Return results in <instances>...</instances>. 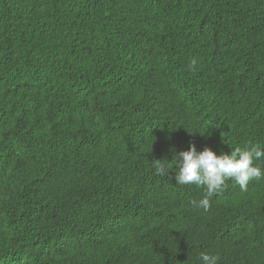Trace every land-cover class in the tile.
Returning <instances> with one entry per match:
<instances>
[{
  "label": "trees",
  "instance_id": "trees-1",
  "mask_svg": "<svg viewBox=\"0 0 264 264\" xmlns=\"http://www.w3.org/2000/svg\"><path fill=\"white\" fill-rule=\"evenodd\" d=\"M193 144L264 148V0H0V264H264V178L155 175Z\"/></svg>",
  "mask_w": 264,
  "mask_h": 264
},
{
  "label": "clouds",
  "instance_id": "clouds-1",
  "mask_svg": "<svg viewBox=\"0 0 264 264\" xmlns=\"http://www.w3.org/2000/svg\"><path fill=\"white\" fill-rule=\"evenodd\" d=\"M196 59H192L188 67L195 70ZM264 159V148L259 145L245 148L237 147L231 154L216 152L210 148L197 151L196 146L190 145L187 151H181L169 162L167 160L152 161L155 175L168 177L170 171L175 172V180L180 186H196L203 188L205 195L199 200L191 202L197 210L208 212L211 208V199L220 194L228 181H235L241 191H246L253 180L264 178V167L258 161ZM199 264H219V254L202 252L198 255Z\"/></svg>",
  "mask_w": 264,
  "mask_h": 264
}]
</instances>
